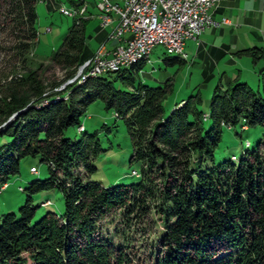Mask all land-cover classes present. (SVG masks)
Listing matches in <instances>:
<instances>
[{
    "label": "trees",
    "instance_id": "obj_1",
    "mask_svg": "<svg viewBox=\"0 0 264 264\" xmlns=\"http://www.w3.org/2000/svg\"><path fill=\"white\" fill-rule=\"evenodd\" d=\"M36 2L0 0V31L7 29L12 35L9 48L17 62L6 81L8 94L0 99V121L26 106L0 126V133L12 136L0 146V183L18 172L21 157L39 154L50 175L32 181L28 190L60 188L64 210L47 211L32 221L36 205L28 195L18 217L5 213L0 219V264H137L129 245L116 244L100 232L99 218L118 213L120 236L127 241L130 231L145 233L142 221L150 211L161 216L163 228L151 239L157 250L139 264H264V132L237 160H220L216 154L224 125H264V67L258 70L263 93L237 79L215 86L207 115L212 124L207 128L197 107L199 93L181 98L180 105L164 112L168 82L134 85L132 72L147 56L79 83L72 80L67 83H72L68 99L37 107L46 84L38 66L27 63L38 35ZM84 21L73 20L50 55L65 67L67 77L92 54L85 43ZM197 43L198 52L200 39ZM235 53L248 56L252 63L264 58L259 46ZM174 59L180 58L169 61ZM118 78L128 86H119ZM95 99L117 111L126 124L131 159L142 163L135 182L105 185L73 174L72 168L80 164L91 171L95 166L89 158L102 149L95 133L73 140L63 135V129L79 124L87 104Z\"/></svg>",
    "mask_w": 264,
    "mask_h": 264
},
{
    "label": "rangeland",
    "instance_id": "obj_2",
    "mask_svg": "<svg viewBox=\"0 0 264 264\" xmlns=\"http://www.w3.org/2000/svg\"><path fill=\"white\" fill-rule=\"evenodd\" d=\"M72 2H78L77 5ZM83 0H37L36 2V21L37 40L34 46L28 52L27 63L37 67L41 79L46 84V88L41 94V98L35 106L44 105L51 100H66L71 92L72 83L82 82L88 76H96L105 71H116L120 68H112L97 71L94 64L90 66L93 57L101 51L106 54L111 49H106L105 42L115 39L110 36L112 29L109 30L105 42L98 46L97 40L89 34L96 32V20L91 18L87 23L86 33L84 29L85 43H88L89 49H93L90 57L83 63L78 65L75 74L72 77L66 76L65 67L55 62L51 57V53L58 49L64 34L72 25L73 20L76 23L83 22L84 28L88 18L91 16L87 13L88 4L86 3L84 11H75L72 15L61 12V8L71 9L76 7ZM112 2H118L113 1ZM121 3V2H119ZM99 17V26L106 27L111 22H105L100 15V9L95 4ZM83 11V12H82ZM110 17L113 14L119 16L114 11L109 12ZM118 19V18H116ZM117 21V20H116ZM207 26V25H206ZM205 26V27H206ZM204 27V28H205ZM204 28L201 30L203 31ZM214 33L212 27H207L204 32L198 35L197 39L187 38L184 42L183 50L171 53L166 50L162 44H153L150 49L149 56L142 61L140 69L132 72L133 83L138 85L142 83L148 86L164 85L165 82L170 84V89L166 91V95L162 99V107L164 112L170 111L173 107L180 105L182 101L177 103L181 98L187 97L191 93H199L200 101L197 107L202 111V124L209 127L212 120L208 117L210 99L212 98L214 88L217 84L227 86L228 79L234 83L237 81H246V83L255 91L263 93V85L258 80V68L260 63L253 64L246 55L235 57L236 61H230L231 55L225 54L219 58H212L210 54H197V42L199 39L211 40ZM11 37L7 29L0 31V99L4 94H8L7 80L11 77L13 69L16 68V60L11 50ZM89 38V41L87 40ZM123 39L117 38L112 44L123 43ZM213 40V39H212ZM125 42V41H124ZM201 44V43H200ZM200 48V47H199ZM96 49V50H94ZM105 54V53H104ZM105 54V55H106ZM143 57V58H144ZM174 57L180 59H174ZM141 58L136 61H140ZM135 61V62H136ZM131 72V69H129ZM91 72V73H90ZM84 75L82 78V74ZM95 73V74H94ZM237 79V81H235ZM115 82L122 87L128 86L122 83L118 78ZM53 91V92H51ZM52 93L51 96L48 94ZM177 103V104H176ZM22 108L16 110L20 111ZM13 111L7 118H11L16 112ZM16 114V113H15ZM14 114V115H15ZM79 124H71L63 129V135L71 139H78L83 133H95L100 150L95 156L89 158L88 162H92L95 166L91 171L86 172L83 164L72 168L73 174L81 177L83 180H97L105 185L114 183H129L139 179L142 163L140 160L131 159L132 144L126 124L123 118L114 111V109L105 107V103L100 99L89 102L80 115ZM5 121H0V126ZM81 126V128H80ZM84 128V129H82ZM82 129V130H81ZM264 132L263 124L245 125L236 124L234 126L224 125L222 127L221 139L216 148L218 159L231 158L237 160L245 149H252L256 146L258 139ZM12 139L7 133H0V146ZM35 168L36 170H32ZM137 173H134L135 171ZM50 175L49 165L41 159L39 154H28L20 158L18 163V172L10 174L4 183H0V219L5 213L13 212L16 217L19 216V207L25 203L28 195L31 197V203L36 205L32 221L37 220L47 211L62 213L64 210L63 191L58 187L44 188L31 192L28 188L35 179L44 180ZM60 175V173H59ZM45 202V203H44ZM118 213L107 214L99 218L100 232L105 237L116 244L129 245V255L133 262H147L151 255V251H156V245H152L151 239L159 234V230L163 228V221L159 214L150 211L144 218L142 224L146 227L145 233H137L130 231L127 241H123L120 236L122 223ZM140 227V225H139ZM141 228V227H140Z\"/></svg>",
    "mask_w": 264,
    "mask_h": 264
},
{
    "label": "built area",
    "instance_id": "obj_3",
    "mask_svg": "<svg viewBox=\"0 0 264 264\" xmlns=\"http://www.w3.org/2000/svg\"><path fill=\"white\" fill-rule=\"evenodd\" d=\"M217 1L122 0L119 3L98 0L100 15L105 22L113 21L109 12L119 13L110 36L123 39V43L112 46L107 54L99 51L90 66L94 64L97 71L116 68L136 52H150L155 43L164 45L166 50L181 51L185 39L195 38L206 25L215 22L210 10ZM84 9L72 7L71 13L66 14Z\"/></svg>",
    "mask_w": 264,
    "mask_h": 264
},
{
    "label": "crops",
    "instance_id": "obj_4",
    "mask_svg": "<svg viewBox=\"0 0 264 264\" xmlns=\"http://www.w3.org/2000/svg\"><path fill=\"white\" fill-rule=\"evenodd\" d=\"M113 1L122 3V0ZM72 3L75 5L78 4V2ZM86 3L88 4L87 13H90L91 16L88 18L84 29L86 33L87 23L91 18L97 21L95 25L96 32L94 35L89 34L88 36H93L97 40V49L105 42L109 30L116 23L117 16L113 14V21L107 24L106 27H100L99 10L95 5L97 4L98 6V0H83L76 7L85 8ZM210 14L215 22L207 25L201 33L207 27H212V32L214 33L213 40L200 39L201 44L197 54H212V56L221 54L222 57L229 53L231 55L229 60L235 62V57L238 58L244 55H237L235 53L241 48L259 46L264 49V0H218L216 5L211 8ZM87 40L89 41V38ZM114 42L115 39L106 41V49L111 48ZM257 63H260L259 68L264 67V58L259 59L253 64Z\"/></svg>",
    "mask_w": 264,
    "mask_h": 264
},
{
    "label": "bare ground",
    "instance_id": "obj_5",
    "mask_svg": "<svg viewBox=\"0 0 264 264\" xmlns=\"http://www.w3.org/2000/svg\"><path fill=\"white\" fill-rule=\"evenodd\" d=\"M98 7H99V2H98ZM79 11V10H78ZM61 12H63V13H71V9H68V8H66V7H63V8H61ZM67 15V14H66ZM168 52H171V53H176V52H179V51H174V50H167ZM149 53L150 52H136L134 55H132L131 57H129L128 58V60L126 61V62H123L121 65H119V66H117L118 68H120L121 66H127V65H130L131 63H133V62H135L137 59H139V58H141V57H144L145 55H147L148 54V56H149ZM144 59V58H143ZM139 61V60H138ZM143 61V60H142ZM137 62V61H136ZM116 67V68H117ZM128 67V66H127ZM126 67V68H127ZM124 68V67H123ZM122 69V68H121ZM112 71V70H111ZM109 72H110V70H109ZM91 73V72H90ZM95 74V73H94ZM100 74V73H99ZM81 76H83V74L81 75ZM80 128H81V126H80ZM82 129H84V128H82ZM81 129V130H82Z\"/></svg>",
    "mask_w": 264,
    "mask_h": 264
},
{
    "label": "water",
    "instance_id": "obj_6",
    "mask_svg": "<svg viewBox=\"0 0 264 264\" xmlns=\"http://www.w3.org/2000/svg\"><path fill=\"white\" fill-rule=\"evenodd\" d=\"M17 112H18V111H16L15 113H17ZM15 113H14V114H15ZM14 114H13V115H14Z\"/></svg>",
    "mask_w": 264,
    "mask_h": 264
}]
</instances>
